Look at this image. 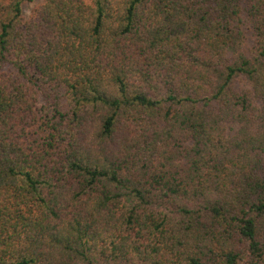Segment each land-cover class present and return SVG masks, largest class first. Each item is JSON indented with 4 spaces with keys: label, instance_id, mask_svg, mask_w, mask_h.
<instances>
[{
    "label": "trees",
    "instance_id": "obj_1",
    "mask_svg": "<svg viewBox=\"0 0 264 264\" xmlns=\"http://www.w3.org/2000/svg\"><path fill=\"white\" fill-rule=\"evenodd\" d=\"M0 264H264V0H0Z\"/></svg>",
    "mask_w": 264,
    "mask_h": 264
}]
</instances>
